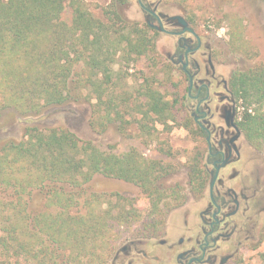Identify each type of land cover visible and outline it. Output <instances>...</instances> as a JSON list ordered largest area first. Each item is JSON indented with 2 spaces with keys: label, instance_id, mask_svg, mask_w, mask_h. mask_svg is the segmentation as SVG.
<instances>
[{
  "label": "trees",
  "instance_id": "1",
  "mask_svg": "<svg viewBox=\"0 0 264 264\" xmlns=\"http://www.w3.org/2000/svg\"><path fill=\"white\" fill-rule=\"evenodd\" d=\"M66 6L72 10L68 24L61 18ZM101 13L102 18L92 15L82 0H0V109L10 105L31 113L60 106L76 98L71 85L78 88L79 83L101 100L111 88L117 54L129 63L154 50L150 28L126 20L113 1ZM13 56L16 64L9 63ZM78 64L86 69L82 82L72 80ZM229 81L244 105L241 122L251 134H262L264 118L257 117L258 110H248L251 104L264 103V64L236 69ZM144 96L147 113L167 117L169 107L158 90L148 87ZM189 169V189L199 193L206 180L199 158L190 161ZM97 173L138 186L149 198L152 215L186 199L180 189L157 188L154 181L163 185L166 164L144 160L134 148L113 153L66 127L26 126L18 143L0 142V264H72L90 253L88 248L109 231L115 216L108 210L69 213L72 193L64 197L62 185L80 188ZM34 191L45 196L46 203L30 211ZM50 204L57 210H44ZM66 251L68 256L62 258Z\"/></svg>",
  "mask_w": 264,
  "mask_h": 264
},
{
  "label": "rangeland",
  "instance_id": "2",
  "mask_svg": "<svg viewBox=\"0 0 264 264\" xmlns=\"http://www.w3.org/2000/svg\"><path fill=\"white\" fill-rule=\"evenodd\" d=\"M82 1L92 15L99 18L103 17L101 9L113 1L126 20L140 27L145 26L136 0ZM159 3V10L181 14L198 33L207 37L224 77L228 76L229 79L236 69L245 70L264 64V0H159ZM61 18L70 23L72 10L69 6L65 7ZM149 34L153 37L154 50L146 56L128 63L120 60L119 54L116 55L118 63L113 66L111 88L101 100L87 88H82L83 83H79L78 88L75 84L71 85V92L76 98L73 100L70 97L60 106L31 113L18 111L10 105L2 107L0 142L11 140L18 143L23 139L26 126L66 127L81 140H91L102 150L123 153L134 148L146 160L165 163L172 174L168 180L184 188L190 161L199 158L201 143L179 105L183 86L181 74L166 55L171 51L168 44L172 37L151 29ZM9 63H17L14 56ZM85 76L86 69L81 64L76 65L72 80L78 78L82 82ZM148 87L161 93L162 100L169 107L166 118L147 113L144 90ZM237 101L244 108L241 101ZM249 111H257V117L264 118V103L251 104ZM254 139L255 143H264V132ZM259 151L264 153V150ZM63 185L64 197L72 193L69 213L88 215L108 210L112 217L115 216V219H111L113 222L109 231L96 238L92 249L88 248L90 253L83 254L80 261L75 260L72 264H109L123 239L130 233L138 232L141 222L154 220V215L149 213V198L132 183L97 173L80 188ZM35 191L29 202L30 211L42 208L46 203L45 196ZM186 198L192 200L194 197L186 195ZM57 208L50 204L44 210L54 212ZM171 210L165 209L162 215L166 216ZM10 213L11 210H8L5 216ZM18 223L22 226L21 222ZM68 253L66 251L62 258ZM232 264H264V232L248 240L240 257Z\"/></svg>",
  "mask_w": 264,
  "mask_h": 264
},
{
  "label": "flooded vegetation",
  "instance_id": "3",
  "mask_svg": "<svg viewBox=\"0 0 264 264\" xmlns=\"http://www.w3.org/2000/svg\"><path fill=\"white\" fill-rule=\"evenodd\" d=\"M136 3L146 26L172 37L166 55L181 74L179 105L201 143L199 160L206 180L194 193L189 189L190 169L182 188L168 180L172 174L167 167L163 185L157 180L154 185L194 198L184 199L166 216L141 222L139 231L115 249L109 264H232L245 243L264 232V153L259 151L264 143L253 141L262 134H251L241 122L244 108L218 68L207 37L181 14L159 10V0ZM178 15L185 29L174 17Z\"/></svg>",
  "mask_w": 264,
  "mask_h": 264
},
{
  "label": "water",
  "instance_id": "4",
  "mask_svg": "<svg viewBox=\"0 0 264 264\" xmlns=\"http://www.w3.org/2000/svg\"><path fill=\"white\" fill-rule=\"evenodd\" d=\"M175 18H177L178 20H179V23L184 27V29H185V26H186V22L184 21V19H182V17L181 16H174ZM162 27H160V29H161Z\"/></svg>",
  "mask_w": 264,
  "mask_h": 264
}]
</instances>
